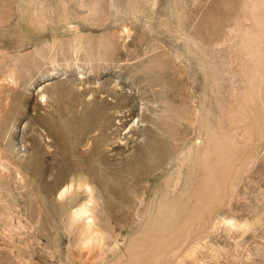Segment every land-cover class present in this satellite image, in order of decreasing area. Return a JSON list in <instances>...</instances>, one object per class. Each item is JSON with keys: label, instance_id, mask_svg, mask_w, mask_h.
Returning a JSON list of instances; mask_svg holds the SVG:
<instances>
[{"label": "rangeland", "instance_id": "374dc122", "mask_svg": "<svg viewBox=\"0 0 264 264\" xmlns=\"http://www.w3.org/2000/svg\"><path fill=\"white\" fill-rule=\"evenodd\" d=\"M0 264H264V0H0Z\"/></svg>", "mask_w": 264, "mask_h": 264}, {"label": "bare ground", "instance_id": "6f19581e", "mask_svg": "<svg viewBox=\"0 0 264 264\" xmlns=\"http://www.w3.org/2000/svg\"><path fill=\"white\" fill-rule=\"evenodd\" d=\"M127 93H129V92H127ZM130 94V93H129ZM142 109H140V112L139 113H142V111H141Z\"/></svg>", "mask_w": 264, "mask_h": 264}]
</instances>
